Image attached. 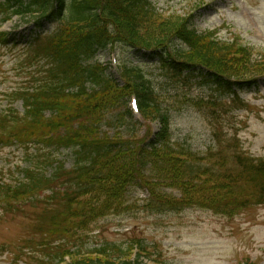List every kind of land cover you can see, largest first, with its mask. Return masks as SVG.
Instances as JSON below:
<instances>
[{
	"label": "trees",
	"instance_id": "trees-1",
	"mask_svg": "<svg viewBox=\"0 0 264 264\" xmlns=\"http://www.w3.org/2000/svg\"><path fill=\"white\" fill-rule=\"evenodd\" d=\"M15 16L33 19L37 29L58 24L22 50L32 82L10 98L21 101L23 112L11 102L0 109V147L33 152L20 178L0 180V210L15 214L22 205H42L35 225L46 256L40 264H143L147 254L138 240L127 247L86 245L100 219L123 211L133 184L171 208L232 215L264 205V159L246 155L235 132L222 134L212 124L214 146L203 157L176 148L169 116L142 70L121 65L119 83L94 62L98 52L118 46L153 52L172 78L201 68L235 96L234 87L264 77V54L254 58L238 38L220 41L212 32L197 33L192 15L159 13L148 0H0V28ZM17 45L0 30V51ZM130 94L138 96L147 126L141 138L127 131ZM152 123L159 126L155 135ZM66 149L73 153L69 170L53 156ZM165 189L180 197L165 195Z\"/></svg>",
	"mask_w": 264,
	"mask_h": 264
},
{
	"label": "rangeland",
	"instance_id": "rangeland-1",
	"mask_svg": "<svg viewBox=\"0 0 264 264\" xmlns=\"http://www.w3.org/2000/svg\"><path fill=\"white\" fill-rule=\"evenodd\" d=\"M148 1L165 15L192 14L198 33L214 31L222 41L239 37L243 45L252 47L254 57L264 53V0ZM34 25L33 19L14 18L3 26L5 32L16 36L19 46L0 52V107L7 105V95L13 89L32 82L21 52L23 47L40 32L51 33L55 29L44 23L38 31ZM95 62L118 82L121 65L142 70L169 116V132L175 146L204 155L213 144L210 128L216 124L222 133L236 132L247 154L264 158V79L241 88L239 98L233 101V96L200 75L168 77L154 54L118 46L99 52ZM14 107L22 112L19 102ZM126 126L127 131L139 137L146 131L139 117ZM158 128V124H152V133ZM102 130L114 132L106 126ZM53 156L66 169L72 167L71 151L61 150ZM28 159L25 152L15 147L0 149V178L16 179L18 169L27 166ZM165 193L178 197L170 190ZM125 206L123 213L101 219L93 227L86 241L89 248L104 243L126 247L131 241L140 240L148 254L143 258L144 264H264V205L250 206L232 215L195 207L173 210L158 206L145 189L133 185L126 193ZM41 207L26 205L15 214L0 211V264H38L43 252L35 225Z\"/></svg>",
	"mask_w": 264,
	"mask_h": 264
}]
</instances>
